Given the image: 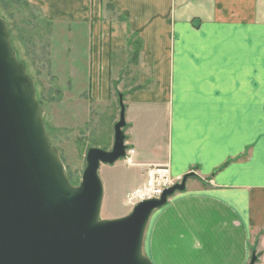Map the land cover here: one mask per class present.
Returning <instances> with one entry per match:
<instances>
[{
  "label": "crops",
  "instance_id": "0c3cea01",
  "mask_svg": "<svg viewBox=\"0 0 264 264\" xmlns=\"http://www.w3.org/2000/svg\"><path fill=\"white\" fill-rule=\"evenodd\" d=\"M26 1L67 30V68L89 100L112 99L117 58L130 34L141 42L115 169L128 160L132 188L153 167L188 176L149 222V260L264 264V0Z\"/></svg>",
  "mask_w": 264,
  "mask_h": 264
},
{
  "label": "water",
  "instance_id": "95a60500",
  "mask_svg": "<svg viewBox=\"0 0 264 264\" xmlns=\"http://www.w3.org/2000/svg\"><path fill=\"white\" fill-rule=\"evenodd\" d=\"M111 151L90 148L80 185L52 146L33 80L0 17V264H153L143 254L153 214L186 189L188 176L125 217L100 220L102 165L127 157L125 107ZM253 256L250 264H256Z\"/></svg>",
  "mask_w": 264,
  "mask_h": 264
},
{
  "label": "rangeland",
  "instance_id": "374dc122",
  "mask_svg": "<svg viewBox=\"0 0 264 264\" xmlns=\"http://www.w3.org/2000/svg\"><path fill=\"white\" fill-rule=\"evenodd\" d=\"M7 9V12L0 11V17L7 25L18 60L33 80L49 140L58 151L69 181L78 186L89 149L97 147L111 151L113 148L115 126L121 116V100L124 93L135 87L137 58L132 52L117 58L113 96L109 102L89 100L87 94L82 93L80 82L72 80L67 68V30H54L49 21L40 19L41 14L36 7L25 8L22 5L20 8L16 0H12L7 2ZM54 42L58 45L55 46ZM127 161L125 165L118 164L116 169L114 165H102L100 168L104 184L100 220L125 217L143 201L139 194L179 182L172 178L167 167H153L147 170L145 182L132 188L137 182L130 177ZM151 172L156 173L153 180L149 177ZM143 254L146 256L144 247Z\"/></svg>",
  "mask_w": 264,
  "mask_h": 264
},
{
  "label": "trees",
  "instance_id": "16d2710c",
  "mask_svg": "<svg viewBox=\"0 0 264 264\" xmlns=\"http://www.w3.org/2000/svg\"><path fill=\"white\" fill-rule=\"evenodd\" d=\"M12 1V0H0V11L1 12H7V2ZM17 5L21 8L22 5L26 8H34L33 5H31L30 3H28L26 0H16ZM40 19L42 20L43 17L40 16ZM45 20V19H44ZM48 22V21H47ZM50 25L51 22H49ZM128 43H129V49L131 50L133 56H136V60H138L139 58V54H140V49H141V42L138 39V37L135 34H130V37L128 39ZM107 150V149H105Z\"/></svg>",
  "mask_w": 264,
  "mask_h": 264
},
{
  "label": "built area",
  "instance_id": "2783aa9c",
  "mask_svg": "<svg viewBox=\"0 0 264 264\" xmlns=\"http://www.w3.org/2000/svg\"><path fill=\"white\" fill-rule=\"evenodd\" d=\"M166 172V171H165ZM156 173L155 172H151L149 174V177L151 180H153V178L155 177ZM176 183H173V184H170V186H165L163 188H161L160 190H154L152 192H144L143 194H139L138 196H140V200H150V199H154L153 197L155 198H160V196L162 195L163 191L167 188H170L172 186H174ZM152 194L153 197H148ZM154 194V195H153Z\"/></svg>",
  "mask_w": 264,
  "mask_h": 264
}]
</instances>
